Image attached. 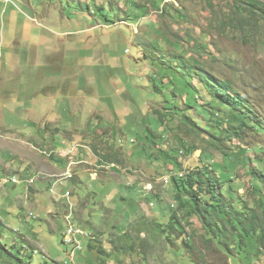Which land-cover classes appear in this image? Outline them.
Returning <instances> with one entry per match:
<instances>
[{
  "label": "rangeland",
  "instance_id": "374dc122",
  "mask_svg": "<svg viewBox=\"0 0 264 264\" xmlns=\"http://www.w3.org/2000/svg\"><path fill=\"white\" fill-rule=\"evenodd\" d=\"M236 10V0H0V264H264V245L229 251L165 182L222 162L218 133L229 154L248 149L226 197L264 218L251 182L264 161V21L241 31ZM195 68L230 82L252 112L198 94ZM51 118L60 134L36 139ZM74 135L87 146L76 160L94 152L115 168L67 169L58 158ZM48 163L74 180L43 181ZM69 203L90 237L80 249L65 243Z\"/></svg>",
  "mask_w": 264,
  "mask_h": 264
},
{
  "label": "trees",
  "instance_id": "16d2710c",
  "mask_svg": "<svg viewBox=\"0 0 264 264\" xmlns=\"http://www.w3.org/2000/svg\"><path fill=\"white\" fill-rule=\"evenodd\" d=\"M236 4V13L238 22L241 24V31L247 30V25L255 28L261 24L260 20L264 21V3L257 0H236ZM194 70V72L190 71L189 76L192 81L197 79L199 85L196 87L191 83L190 87L198 94H205L209 99L220 101L224 108H233L242 114L252 112L248 101L235 91L230 82H215L212 74L201 72L197 68ZM211 107L214 108L213 106ZM249 122L254 126L259 124L253 117H251ZM194 125L196 127V124ZM198 128L201 129V127ZM257 130L263 132L261 127L257 128ZM230 134L226 135V132H223L228 141H232L236 135V133ZM213 137L215 138L214 146L216 150L220 151L222 162H214L211 167H199L186 175L184 174V177L177 175L172 177V183L176 190V200L180 203V209L183 210L190 207L191 210L188 214L199 219L207 235L217 239L220 245L231 252L233 244L243 246L247 240L255 241L263 246L264 218L258 215V210L244 211L235 209L232 198L226 197L229 191L228 186L229 188L232 187L233 179L235 178L236 166L242 163L241 157L243 155L240 151L246 154L248 149L242 150L239 148L237 153L229 154L223 143L224 137H220L218 133L213 134ZM180 148L182 147L180 146ZM188 149H191V147ZM187 152L191 153L190 150ZM167 156L172 157L173 154L167 153ZM207 158L214 157L211 154V156H206ZM173 165L174 167H179L180 163L177 160ZM253 175L254 178L251 179L252 187L254 193L259 197L258 208L264 216V188L262 187L264 161H262V166L256 164L255 168H253ZM172 220L177 221L178 219L173 216ZM259 232L261 233L259 234ZM232 238L235 242H232ZM210 241L211 239L208 242ZM185 244L191 247L187 241H185ZM90 249H93V246L90 245ZM98 251L100 254H104L103 250Z\"/></svg>",
  "mask_w": 264,
  "mask_h": 264
},
{
  "label": "crops",
  "instance_id": "0c3cea01",
  "mask_svg": "<svg viewBox=\"0 0 264 264\" xmlns=\"http://www.w3.org/2000/svg\"><path fill=\"white\" fill-rule=\"evenodd\" d=\"M55 106V105H54ZM53 108V107H52ZM50 109L51 110V112H53L54 110L53 109ZM25 110V109H24ZM27 112H31V111H29V109H27ZM54 113H57V111H54ZM58 120L59 119H53V118H51V120H47L46 121V125L45 126H43V127H41L39 130V132H38V137L36 138V139H38V138H40V139H42V141L43 140H46V139H49V138H51V139H54V136H53V134H55V133H59L60 134V129H55V127L53 128V127H50V125L51 124H53V123H56V122H58ZM7 131H11V132H13L14 131V129L13 128H11V129H7ZM14 133V132H13ZM1 134V133H0ZM41 135V136H40ZM15 136V135H14ZM31 137V134L29 135V138ZM23 138H25V137H23ZM69 144H71V143H73V149L71 150V151H68V152H60V156H62L61 157V159L60 158H58L59 160H62V159H66L67 161H68V164H67V169H69V167L72 165V167H73V169H74V167H77V166H80V165H86V166H96L97 168H100V167H104L105 165L106 166H108V167H111L113 164H115V163H112V164H105L104 162H101V160H98V161H92V159H94L95 158V156H97L94 152H91L93 155H94V157L93 158H91V157H89V159H79V160H76L75 159V157L73 156V153H74V151L76 150V149H78L79 151L80 150H82V149H85V148H87V146L86 145H83L82 144V141H81V139L80 138H78L77 136H73V142L71 141V140H68L67 141ZM67 142H64V144H62V146L64 147L65 146V144H67ZM76 143H79V144H76ZM53 150V152L55 151L54 149L55 148H52ZM71 157H73V158H71ZM97 158V157H96ZM44 162H46V161H44ZM88 162H90V163H88ZM47 163V162H46ZM37 167H41V166H37ZM46 171H49L50 173H46L45 172V180H43V181H48L49 179H52V178H55V177H58V176H61L62 177V175L65 173V171L64 172H59L58 171V168L59 167H56V166H54L53 164H50V163H48V164H46V165H44V167H43ZM85 168V167H84ZM112 168H115V167H112ZM137 170V169H136ZM129 174H127V175H129V178H134L135 179V176L137 175V174H135L133 171H131V170H129ZM75 173V172H74ZM122 175H124L123 173H122ZM125 176V175H124ZM76 177H77V175H76ZM49 178V179H48ZM71 180H74V179H71ZM137 181V180H136ZM73 204V203H72ZM73 206H74V204H73ZM68 208V207H67ZM68 210H69V208H68ZM73 212H74V214L72 215V218L74 217V215H75V213H76V207L74 206V210H73ZM71 213L69 212V215H70ZM105 251V250H104ZM99 252V251H98Z\"/></svg>",
  "mask_w": 264,
  "mask_h": 264
},
{
  "label": "built area",
  "instance_id": "2783aa9c",
  "mask_svg": "<svg viewBox=\"0 0 264 264\" xmlns=\"http://www.w3.org/2000/svg\"><path fill=\"white\" fill-rule=\"evenodd\" d=\"M4 1L7 3L9 2V0H4ZM69 175H75L72 169L66 175L63 174L62 177H60L59 180L56 182V184H60L61 182L65 181L66 179L69 180ZM7 182L8 181L5 180L2 182V184L7 183ZM13 182L15 184H20L18 182V180L15 178H13ZM32 184H34V181H30L28 185H32ZM52 193H53V189H52ZM70 198H71L70 193H67L66 195L62 196V199H67V200H69V202H70ZM68 208H69V212L71 214L67 217V222H68L69 227H68V231L65 235V243L68 245H71V246H74V245H81L82 246L81 242L78 239H80L81 237H85V238L89 237V235L85 231H82L80 228L74 227V224L72 222V215L74 214L73 204L69 203ZM82 250H83V248H82ZM71 256H72V254H71Z\"/></svg>",
  "mask_w": 264,
  "mask_h": 264
},
{
  "label": "clouds",
  "instance_id": "9594fccd",
  "mask_svg": "<svg viewBox=\"0 0 264 264\" xmlns=\"http://www.w3.org/2000/svg\"><path fill=\"white\" fill-rule=\"evenodd\" d=\"M115 165H113V167H114ZM177 176H178V174H177ZM179 177H184V173H181V174H179ZM169 180H171V182H172V178H170V179H165V182H169ZM66 221H67V219H66Z\"/></svg>",
  "mask_w": 264,
  "mask_h": 264
},
{
  "label": "bare ground",
  "instance_id": "6f19581e",
  "mask_svg": "<svg viewBox=\"0 0 264 264\" xmlns=\"http://www.w3.org/2000/svg\"><path fill=\"white\" fill-rule=\"evenodd\" d=\"M73 177H74V175H73ZM73 177L70 178L69 180L73 179ZM75 246H76V248L80 249V245H75ZM81 251H82V250H81ZM72 255H73V254H72Z\"/></svg>",
  "mask_w": 264,
  "mask_h": 264
}]
</instances>
